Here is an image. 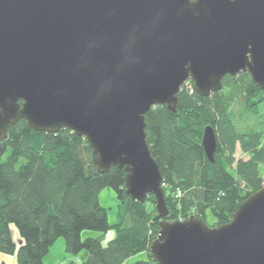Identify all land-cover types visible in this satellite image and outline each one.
Masks as SVG:
<instances>
[{"label": "water", "instance_id": "95a60500", "mask_svg": "<svg viewBox=\"0 0 264 264\" xmlns=\"http://www.w3.org/2000/svg\"><path fill=\"white\" fill-rule=\"evenodd\" d=\"M245 71L264 89V0H0V145L21 119L84 137L98 172L124 169L126 196H154L158 264H264V186L224 225L168 222L145 140V114L174 113L189 80L208 96ZM201 146L213 163L210 126Z\"/></svg>", "mask_w": 264, "mask_h": 264}, {"label": "trees", "instance_id": "16d2710c", "mask_svg": "<svg viewBox=\"0 0 264 264\" xmlns=\"http://www.w3.org/2000/svg\"><path fill=\"white\" fill-rule=\"evenodd\" d=\"M188 82L177 95L174 113L156 105L145 114V140L162 176L166 221L193 215L208 224L209 213L213 222L208 225L218 227L264 186V123L258 117L264 89L253 84L246 71L224 76L222 88L208 96H200ZM239 104L246 112L241 116L235 107ZM249 117L256 118L254 127L247 124ZM206 126L216 137L213 163L201 146ZM1 145L0 253L15 255L18 264H42L63 238L67 253L86 252L80 264H158L149 251L161 220L154 196L147 194L144 202L126 196L124 169L98 172L84 137L68 128L36 131L21 119L8 129ZM237 149L249 158L236 159ZM105 187L114 190L118 201L113 224L98 201ZM11 225L22 240L19 247ZM83 231L96 236L82 240ZM139 253L145 256L137 259Z\"/></svg>", "mask_w": 264, "mask_h": 264}, {"label": "rangeland", "instance_id": "374dc122", "mask_svg": "<svg viewBox=\"0 0 264 264\" xmlns=\"http://www.w3.org/2000/svg\"><path fill=\"white\" fill-rule=\"evenodd\" d=\"M189 82L186 83V85L188 84ZM236 109H238V114L241 116V114L243 112H245V110L243 109V107L239 105H236L235 106ZM233 111L237 114V111L233 108ZM259 114H258V117H259V121L263 122L264 123V105H262L260 108H259ZM246 113V112H245ZM186 118L192 122L190 120V118L188 117V113H184ZM248 115V114H247ZM250 116V115H248ZM250 119L247 120V124L249 126H252L254 127L255 126V120L256 118H253V117H249ZM193 123V122H192ZM205 128V127H204ZM2 148V145L0 146V149ZM225 156V155H224ZM234 157L236 159H248L249 158V155L248 154H243L241 153L238 149H237V152H235L234 154ZM218 160H223V156H217ZM234 166V165H233ZM261 173L262 175L264 174V171L263 169L261 170ZM98 201L100 203V205L106 209V213H107V221L109 224H113L116 222V213H117V205H118V201H117V198H116V195H115V192L112 188H109V187H105L103 189L100 190L99 194H98ZM156 213H157V210H156ZM179 214V213H178ZM177 214V215H178ZM158 215V213H157ZM180 216V215H178ZM207 222L208 224L210 225L212 222H213V218L211 217V215L209 213H207ZM10 229L12 231H15L17 232V229L11 225L10 226ZM110 234H112V232L109 233V235H107L108 239H110ZM96 236V232L94 231H83L81 233V238L82 240H84L85 238H88V237H94ZM63 242V238H59V242ZM55 244V243H54ZM57 249H58V245L55 246ZM62 248V247H60ZM60 251V249H59ZM80 253H85V251H81ZM141 256H145L144 253H139L136 255L137 259H141ZM133 261L130 260V264H132Z\"/></svg>", "mask_w": 264, "mask_h": 264}, {"label": "crops", "instance_id": "0c3cea01", "mask_svg": "<svg viewBox=\"0 0 264 264\" xmlns=\"http://www.w3.org/2000/svg\"><path fill=\"white\" fill-rule=\"evenodd\" d=\"M12 237L15 241L17 247L20 246L22 240L20 239L18 232L12 231ZM109 235V233L107 234ZM113 234H110V237ZM58 245V249L55 247ZM62 247V248H60ZM60 249V251H59ZM87 255L85 253H79L77 255L69 254L65 251L64 240L59 242L56 240L55 244L50 248L48 254L44 257L42 264H68L70 262L74 264H80L86 259ZM0 264H18L15 255H6L0 253Z\"/></svg>", "mask_w": 264, "mask_h": 264}]
</instances>
